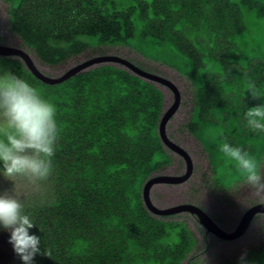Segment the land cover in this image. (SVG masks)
Returning a JSON list of instances; mask_svg holds the SVG:
<instances>
[{"label":"rangeland","instance_id":"1","mask_svg":"<svg viewBox=\"0 0 264 264\" xmlns=\"http://www.w3.org/2000/svg\"><path fill=\"white\" fill-rule=\"evenodd\" d=\"M82 1L88 2V6L82 5ZM136 1L140 10L139 17L148 22L145 23V20L136 19L133 14H130L134 10L133 8L125 10V7L129 6V0H115L118 6L124 7L123 10L116 13L113 12V8L109 4L101 6V8L109 9L114 15L102 14V11H107L96 6L93 0H28L31 3V5L26 4L27 9H31V13L28 14L21 9L13 11L11 0H0V43L27 51L38 70L53 78L63 75L69 69L89 59L112 56L125 59L142 70L172 82L179 89L181 101L166 126V134L169 139L191 154L193 172L189 179L183 183L154 185L150 191L152 202L160 209L182 204L196 205L204 209L222 229L234 231L245 211L251 206L264 203V201L246 202L247 199H251L250 189L245 187L240 175L231 165L223 162L217 145L225 138L233 144L243 145L257 159L261 167H264V137L248 132L242 122V114L247 106L253 107L264 103V95L261 91L264 87L249 86L243 77L240 80L244 85L239 86L238 89L234 87L230 94L222 95V87L225 83L231 89V82L237 81L233 75L234 69L240 72V76L246 75L250 78L253 77L254 72H261L260 70L256 71L254 66L242 70L235 62L244 66L248 60L253 59L255 61L251 62L252 65L260 64L259 60H262L264 64V13L259 12V6L251 7L247 3L239 4L242 29L235 31L234 29L237 28L233 25L239 23V20L235 14L234 17L231 13H224L222 8L225 10L228 6L221 0H211V11L204 3L203 11L198 9L199 12H195L193 10L187 15V18L184 17L186 16L184 13L181 15L177 13L180 11L177 9L179 3L175 7L176 12L171 10L170 5L175 0H173L174 2L172 0ZM204 1L206 2V0ZM96 2L98 4L99 0ZM133 2L135 3V1ZM257 2L264 6V0H257ZM149 9H153L156 14H163L166 19L150 20ZM229 10L231 9L229 8ZM233 10H235L234 7ZM204 11H208L207 16ZM129 14L133 15L131 22L128 19ZM115 16L123 18L126 22L125 36H131L134 27V29L140 30L143 37L137 34L133 38L128 37L129 40L125 38L126 43L121 44L115 43L113 40L109 44H97L94 35L81 37L82 41L93 45H74L69 48L71 56L66 61L62 60L59 63L48 61L47 57L50 58L49 56L53 54L50 47L46 45V38L64 36L69 39L74 32H91L92 28L100 24L103 25L100 29L107 32V36L110 34L116 36L119 28L113 24ZM216 18H220L224 24L215 23ZM93 24L96 25L93 26ZM146 24L149 25L148 30H145ZM161 27H169L172 35L170 40L150 34H158ZM143 31L147 33H143ZM211 31L216 32V36ZM29 40L36 47H32ZM175 42L191 57L181 54V50ZM233 43L239 47V52L236 50V53L232 52ZM235 54L242 56V59L235 58ZM7 59H10L15 67L22 66V71L28 69L24 60L17 56ZM212 59L215 61L212 62L211 67ZM206 64L211 72L208 70L203 75V72L199 73L197 69L205 68ZM219 64L224 70V65L226 66L225 76H221L224 71L220 72ZM102 66H112L115 69L139 76L130 70L131 68L113 61L94 64L86 68L83 73L97 70ZM203 68L201 69L203 70ZM21 70H19V75L35 86V83L30 81V77L23 74ZM0 71H8L2 57H0ZM215 72L220 76H212L213 82L206 83L203 76ZM14 73L17 74L16 71ZM261 75H264V71ZM143 80L153 84L161 93L162 98L159 100L161 112L157 118L159 126L163 115L175 102L174 93L163 83L146 78ZM198 89L209 91L210 97L208 93L204 95V92L201 93ZM250 89H254L261 98H254L249 92ZM224 101L226 105L221 106ZM198 106L201 107V111L197 109ZM216 106L219 107L211 109ZM160 142L164 151L169 155V159L162 158L163 155L160 153H158L159 155L155 154V159L161 157L158 161H168L159 164L142 186L149 179L157 176H178L186 173L187 164L183 157L165 146L161 139ZM58 152L61 153V151ZM58 161L59 164L54 161L53 174L47 181L39 185H31L20 177L11 178L15 182L16 194L25 202V211L31 214L37 225L30 232L42 238L41 247L45 255H37L34 264H94V258L97 261H104L105 256L108 261L117 262L123 247L116 249L114 246L103 247V245L121 238L117 244L122 246L123 230L119 228L104 230L102 224L94 229L88 225L89 218L83 215L72 217L71 213L67 215L68 218L63 223L65 228L53 226V217L61 207V205L54 206L53 204L63 199H71L69 186L56 174L59 170L65 177L70 161ZM213 169L217 174L216 177ZM70 179L76 183L74 177L71 176ZM13 181L0 175V193L11 192L14 187ZM78 186L81 187V185ZM115 201L119 203L122 200L115 199ZM124 204L114 207L115 213L122 216L123 220L130 217L131 221L139 222L138 215L144 216L148 220V223L139 231H132L128 227V236L137 239L138 244L141 245L125 243V249L129 250L130 260L127 261L129 264H169L172 257L177 259L175 264H203V261L205 264H236L246 261L248 264H264V214L257 215L241 237L224 240L212 233L208 234L197 216L190 212L159 215L151 212L144 201L141 202L138 209L133 210L126 209L123 207ZM56 208L58 209L56 210ZM162 222L176 224L165 225L161 224ZM182 226L184 229L182 243L173 251L174 244L179 243L178 233L181 232ZM151 227L156 229L155 236L157 237H154L150 242L152 234L149 229ZM162 229L163 233L159 235ZM113 232L116 235L110 236ZM79 235L93 239L90 251L84 257L73 254L70 248L73 245L70 239ZM9 236V232L0 231V238H5V241L8 242L7 247L2 249L9 258L7 264H21L20 258L9 243ZM151 247L155 251L154 255Z\"/></svg>","mask_w":264,"mask_h":264},{"label":"trees","instance_id":"2","mask_svg":"<svg viewBox=\"0 0 264 264\" xmlns=\"http://www.w3.org/2000/svg\"><path fill=\"white\" fill-rule=\"evenodd\" d=\"M93 1H95L96 6L100 9L107 11H102V14L110 13L114 15V13L124 9V7L121 8L118 6L115 0H99L98 4L96 0ZM133 1H135V3ZM133 1L129 0V6H127L128 8L125 7V10L133 8L134 10H132L130 14H133L136 19H142L139 17L140 10L137 1ZM221 1L226 2L228 6L225 10L222 8L224 13L235 14L239 20V23L233 25L237 28L234 29L235 31L242 29L239 4L243 5L244 3H247L251 7L259 6V12L264 13V6L258 3L257 0ZM177 3H179L177 9L180 10L177 13H180V15L181 13H184V15H186L184 17L186 18L193 10H195V12H199V10L203 11L204 3L207 4L209 11H211L212 8L211 0H206V2L204 0H175V2L170 5L171 10L174 12H176L175 7H177ZM26 4L31 5L28 0H11L13 11H19L21 9L26 14L31 13V9L28 10ZM103 4L111 5L113 12H115L111 13L109 9L101 8ZM82 5L88 6V2L82 1ZM233 7L235 10H233ZM229 8L231 10L228 11ZM207 12H205V16H207ZM130 14L128 15L129 22H131V16H133H130ZM148 15L150 20L159 18L162 20L166 19V16L161 13L156 14L153 9H149ZM216 19L215 23L219 22L224 24L220 18ZM176 21L178 20L176 19ZM146 22L148 21L145 20V23ZM113 24L119 28L116 36L111 34L107 36L106 34L108 33L100 29L103 25L100 24L99 26H95L96 24H93L95 27L92 28L91 32H74L69 39L64 36L59 38L50 36L46 38V45L50 47L53 54L52 56H49L50 58L47 57L48 61L52 63H59L62 62V60L66 61L67 58L71 56V53L68 50L74 45H93L92 43L82 41L81 37L94 35L96 36L95 41L97 44H109L112 40L118 44L126 43V41H124L125 38H127L126 40H129V38H133L137 34L143 37L140 30L138 31L137 29H134L132 23L133 34L131 36H125V28L127 25L125 20L119 16L113 17ZM148 27L149 25L144 29L148 30ZM168 28L169 27H161L158 34L149 33L170 40L172 35ZM211 32L216 36V32ZM143 33L147 32L143 31ZM29 41L32 47H36L31 40ZM175 43L181 50V54L187 55L178 43ZM235 50L239 52V47H237L236 44H234L232 52L234 53ZM235 56L237 59H242V56L239 54H235ZM2 59H4V64L8 71H16V75L20 76L19 70H21L22 66L15 67L10 59ZM213 61L215 60H211V67ZM231 61L235 62L233 60ZM253 61L255 60H248L244 66H241L237 61L235 63L238 64L242 70H247L254 66L256 71L260 70L261 72H254L253 77L250 78L246 75L240 76V72L237 69H234L235 73L233 72V75L237 81L231 82V89H229V86L224 83L222 87V95L230 94L232 92L231 90H234V87L238 89L239 86L244 85L240 80L241 77H243V80L249 86L256 88L264 87V75H261L264 71V69H261L262 67L264 68L263 61L259 60L260 64L252 65L251 62ZM193 65L195 66L194 59ZM224 67L225 70L221 64H219L220 72L223 73L224 71L221 76H225L226 66L224 65ZM201 68L203 67H199L197 70H199V73L200 71L201 73L203 72V75L209 70L207 64L203 70ZM22 72L30 77V81L35 83V87L50 96L52 101L56 104L58 109V120L62 127V134L56 151H61V153L58 152L56 154L54 161L56 164H59L58 160H65V162L66 160L67 162L70 161V166H68V172L65 177L59 170L56 172V174L60 176L59 179L69 186L68 188L70 190L71 199H63L62 201H57L53 204L54 206L61 205L60 209L53 217V226L56 228H65L63 223L68 218L67 215L71 213L72 217H80L83 215L89 218L88 225L92 226L94 229H97L99 224L103 225L104 230L119 228L120 230H123V234L121 235L123 239L122 246L117 244V241L120 242L121 238H117L115 240L116 242L109 241L103 245V247H107L108 245H110V247L114 246L116 249L123 247L122 251L119 253L120 257L118 261H108L105 256L104 261H97V259L94 258L93 263L129 264L127 263V261L130 260L128 254L129 250L125 249L126 244H139L137 239L128 236V227L132 231H139L148 223V220L140 215H138V219L141 223L140 221H131L130 217L123 220L122 216L115 213L114 207L125 203L123 207L128 210L138 209L143 201V196L141 198L143 183L159 164H164L168 161H158L161 157H156L155 159L154 155L160 153L163 155L162 158L169 159V155L162 148L158 134L157 118L161 112L159 102L162 98L161 93L153 84L146 83L143 78L129 74L121 69H115L112 66H102L97 70L88 73H80L57 85H49L41 82L30 72L29 69H25ZM217 75L219 74L215 72L203 77L205 78L206 83H211L213 82L212 76L216 77ZM198 91L201 93L204 92V95L205 93H208V96L210 97L209 91L200 89H198ZM261 91L264 95V89ZM153 93H155L156 96H154L155 94ZM215 102L217 103V101ZM224 105H226L225 101L221 106ZM217 107L219 106L212 107L211 109ZM197 109L201 111L200 106H198ZM71 176L76 179V183L70 179ZM78 185H81V187ZM115 199H120L122 201L117 203ZM57 209L58 208H56V210ZM127 224L128 226H126ZM161 224L175 225L176 223L166 224L162 222ZM183 231L184 229L182 226L181 232L178 233L180 238L179 243L174 244L173 251H175L177 249L176 247L182 243ZM149 232L152 234V236L150 235V237H152L150 239L151 242L154 237H157L155 236L156 229L151 227ZM162 233L163 229L159 235ZM113 235H116V233L113 232L110 236ZM110 239H112V237H110ZM70 240L73 244L70 246L73 254H78L83 257L88 255L93 239L79 235L78 237H72ZM167 247L169 246L167 245ZM154 253L155 251L153 249V255ZM176 262L177 259L172 257L169 264H175ZM246 262L236 264H248Z\"/></svg>","mask_w":264,"mask_h":264},{"label":"clouds","instance_id":"3","mask_svg":"<svg viewBox=\"0 0 264 264\" xmlns=\"http://www.w3.org/2000/svg\"><path fill=\"white\" fill-rule=\"evenodd\" d=\"M249 92L261 98L254 89ZM242 122L248 132L264 137V103L247 106ZM61 134L58 109L50 96L25 78L0 71V175L10 181L20 177L31 185L47 181L54 172ZM217 150L250 189L251 199L246 202L264 201V167L248 149L225 138ZM13 183L11 192L0 193V231L10 233L9 243L21 264H34L37 255H45L42 238L30 232L37 225Z\"/></svg>","mask_w":264,"mask_h":264},{"label":"water","instance_id":"4","mask_svg":"<svg viewBox=\"0 0 264 264\" xmlns=\"http://www.w3.org/2000/svg\"><path fill=\"white\" fill-rule=\"evenodd\" d=\"M12 56H17L24 60L27 68L30 70V72L41 82L49 85H57L60 83H63L72 77L83 73V71L94 65V64H100L104 62H117L119 64L125 65L132 70L135 74L141 76V78H146L148 80L157 81L160 83H163L167 85L174 93L175 96V102L174 104L165 112L163 115V118L161 119L159 126H158V133L161 141L165 146H167L170 150L173 152L181 155L185 160L187 164V170L186 173L183 175H162L157 176L152 179H149L147 183L143 186L142 190V196L143 201L148 207V209L151 212H154L159 215H170L175 213H181V212H190L192 214H195L199 220V222L206 228V230L214 235H216L219 238H222L224 240H234L246 233L248 228L250 227V224L253 222L254 218L259 214H264V203H259L254 206H251L248 208V210L244 213L242 216L240 222L238 223L236 229L234 231H225L222 229L219 224L202 208L193 205V204H182L170 208L160 209L156 207L152 199L150 197V191L151 188L160 183H169V184H179L183 183L186 180L189 179L193 172V162L191 159V156L189 153L180 145L173 142L171 139H169L168 135L166 134V126L172 116L177 111L180 101H181V95L179 93V89L169 80H166L164 77L152 74L150 72H147L145 70H142L141 68L133 65L132 63L128 62L125 59L119 58V57H112V56H102V57H96L89 59L88 61H85L71 69H69L66 73L63 75L53 78L46 76L42 72L38 70L36 65L33 62V59L29 55V53L23 49L9 46L6 44L0 43V57L3 58H9Z\"/></svg>","mask_w":264,"mask_h":264},{"label":"flooded vegetation","instance_id":"5","mask_svg":"<svg viewBox=\"0 0 264 264\" xmlns=\"http://www.w3.org/2000/svg\"><path fill=\"white\" fill-rule=\"evenodd\" d=\"M187 151V150H186ZM188 152V151H187ZM189 155L191 156V154L189 153ZM184 159V158H183ZM192 159V158H191ZM184 161L186 162V160L184 159ZM248 210V209H247ZM246 210V211H247ZM245 211V212H246ZM207 231V230H206ZM208 232V231H207ZM208 234H211V233H209L208 232ZM7 243L8 242H6L5 241V238H0V264H7V262H8V256H7V253L4 251V250H2V249H5L6 247H7Z\"/></svg>","mask_w":264,"mask_h":264},{"label":"crops","instance_id":"6","mask_svg":"<svg viewBox=\"0 0 264 264\" xmlns=\"http://www.w3.org/2000/svg\"><path fill=\"white\" fill-rule=\"evenodd\" d=\"M213 170H214V169H213ZM214 174H215V177H216L217 174H216L215 170H214Z\"/></svg>","mask_w":264,"mask_h":264}]
</instances>
